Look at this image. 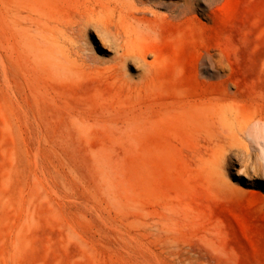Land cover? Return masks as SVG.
Instances as JSON below:
<instances>
[{
    "label": "rangeland",
    "instance_id": "obj_1",
    "mask_svg": "<svg viewBox=\"0 0 264 264\" xmlns=\"http://www.w3.org/2000/svg\"><path fill=\"white\" fill-rule=\"evenodd\" d=\"M256 113L264 0H0V264H264Z\"/></svg>",
    "mask_w": 264,
    "mask_h": 264
},
{
    "label": "bare ground",
    "instance_id": "obj_2",
    "mask_svg": "<svg viewBox=\"0 0 264 264\" xmlns=\"http://www.w3.org/2000/svg\"><path fill=\"white\" fill-rule=\"evenodd\" d=\"M183 11V10H182ZM68 12V11H67ZM181 13V12H180ZM81 21V20H80ZM79 21V22H80ZM78 23V22H77ZM81 23V22H80ZM79 23V24H80ZM77 25V24H76ZM78 26V25H77ZM88 27V22H85L83 26L81 27V31L85 32ZM73 32V31H72ZM98 35L100 36V39L104 42L108 43L111 47L114 49V57L113 62L116 64V66L119 69L124 68L126 62L129 59H132L134 57L139 56V52L133 51V49L129 48L125 44L122 43L121 40H118V37L111 31L109 27H102L101 29H98ZM204 57V56H203ZM206 61L210 62L211 58L210 56L204 57ZM142 61L145 62V54L141 57ZM116 69L115 71H117ZM122 72V70H121ZM115 74V73H114ZM123 74V73H122ZM250 124H253V129L255 130L254 135H251L250 132L248 135L252 136L255 143L259 145V149L261 151V159L264 161V134L262 133V129L264 128V116L261 113H256L254 115H251L247 120V125L245 124L242 128V131H246L247 126ZM263 125V126H262ZM220 134V133H219ZM222 135V134H221ZM202 139V137H201ZM225 139V138H224ZM224 139H221V141ZM219 140H217L218 142ZM206 142V141H205ZM226 142V141H224ZM209 143V141H208ZM227 143V142H226ZM210 144V143H209ZM213 144V143H212ZM225 145V143H224ZM214 146V145H213ZM212 147V146H211ZM236 147V146H235ZM226 151H233L235 148L233 144L226 145L225 146ZM209 152V151H208ZM199 153V152H198ZM206 153V152H205ZM259 155V154H258ZM205 156V155H204Z\"/></svg>",
    "mask_w": 264,
    "mask_h": 264
}]
</instances>
